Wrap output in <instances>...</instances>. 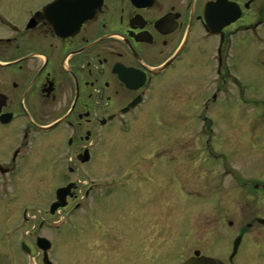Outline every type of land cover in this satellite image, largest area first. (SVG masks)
Returning <instances> with one entry per match:
<instances>
[{"label":"flooded vegetation","instance_id":"1","mask_svg":"<svg viewBox=\"0 0 264 264\" xmlns=\"http://www.w3.org/2000/svg\"><path fill=\"white\" fill-rule=\"evenodd\" d=\"M253 46L264 48V0H0V200H31L21 186L31 189L24 181L36 170L51 172L56 181L47 207L42 191L43 199L35 198L39 208L32 206L43 209L34 243L28 238L29 205L19 211L16 246L29 263L37 264V257L41 264H55V236L62 227L74 233L81 210L91 219L109 209L103 201L109 194L138 201L146 176L130 180L119 166L115 175L93 176L103 169L107 142L146 120L156 93L167 97L180 78L196 73L198 84L191 87L201 98L190 120L199 152L213 163L221 159L222 178L230 176L238 195L256 200L243 224L254 233L242 229L221 260L247 264L239 260L245 245L264 243V141L256 156L260 176L250 174L248 180L214 141H222V132L236 141L237 114L264 112V91L253 96L251 77L242 70L250 56L264 75V59ZM208 83L212 88L205 92ZM165 102L156 113L167 114ZM152 122L147 130L173 125L170 118ZM250 148L243 153L253 155ZM178 191L187 203L184 187ZM234 218H224L230 228H236ZM4 234L12 246L11 232Z\"/></svg>","mask_w":264,"mask_h":264},{"label":"rangeland","instance_id":"2","mask_svg":"<svg viewBox=\"0 0 264 264\" xmlns=\"http://www.w3.org/2000/svg\"><path fill=\"white\" fill-rule=\"evenodd\" d=\"M252 49L258 58L264 59V48L253 46ZM242 70L251 77L248 86L253 96L264 91V75L258 70L253 58L249 56L244 60ZM194 74L180 78L178 86L176 84L173 91L169 95L167 93V97L156 93L150 105L151 115L148 113L146 120L136 123L130 134L115 132L107 142L102 155L106 159L99 163L103 169L95 171L93 176L115 175L117 171L114 166L127 172L130 180L134 177L143 180L146 176L145 184L137 196L138 201L122 202L114 193L103 198L109 209L104 208L93 218L85 217L81 210L75 232L62 227L61 233L55 236V250L51 256L55 264H177L190 256L202 255L226 260L232 252L234 238L242 229L245 228L243 234L254 233L243 224L248 214L255 211L253 207L256 200L254 197L238 195L235 191L238 187L236 182L230 176L222 178V160L213 163L207 158L203 159L197 147L198 140L193 136L196 126L193 122L191 125L190 119L197 111L195 105L200 101L201 94L196 89L192 90L191 86L198 84L197 74ZM204 86L205 92L211 91V84ZM165 98V108L168 103L167 114L156 113L162 111L161 106H157ZM237 115L241 122H237L236 141L227 139L222 132V141H214V145L226 154L234 167L239 168L242 173L239 175L248 180L250 174L259 177L261 173L262 166L257 167L260 158L256 156L260 150L258 145L261 140L264 141V112L254 110L249 117L242 113ZM152 117L170 118L173 125L169 130L158 125L154 130H147L154 122ZM256 117L258 120L262 117V120L257 121ZM139 129L146 134L142 136ZM247 148L254 151L253 155L243 153ZM218 177L220 188L217 186ZM24 182H30L31 189L21 188L28 191L31 200L10 205L0 200V264H30L19 245L16 246V240L21 235L14 230L18 224L19 211L23 205H29L28 238L34 243L38 234L36 224L40 211L53 198L56 181L51 172L45 175L36 170ZM179 186L184 187L190 197L187 203L180 197ZM41 191L45 195V200L40 202L44 207L37 210V204L40 203L35 198L43 199ZM198 193L203 196L199 197ZM235 195L236 201L233 199ZM20 198L26 199L24 195ZM236 211L237 217L234 215ZM226 217L232 220L235 217L236 228L227 225L224 221ZM5 231L11 232L12 246L8 243L10 241ZM46 235L52 234L47 232ZM244 249L240 261L264 264L263 242L250 241ZM35 260L41 264L37 257Z\"/></svg>","mask_w":264,"mask_h":264},{"label":"water","instance_id":"3","mask_svg":"<svg viewBox=\"0 0 264 264\" xmlns=\"http://www.w3.org/2000/svg\"><path fill=\"white\" fill-rule=\"evenodd\" d=\"M41 239L42 238H39V244H40ZM238 243H239V239L235 241V249H237ZM44 248H47V247H44ZM182 264H223V263L218 259H213V258L204 257V256H201V257L195 256V257L189 258Z\"/></svg>","mask_w":264,"mask_h":264}]
</instances>
